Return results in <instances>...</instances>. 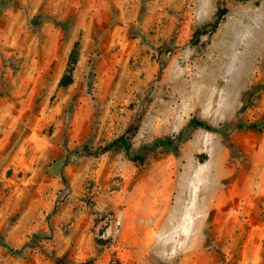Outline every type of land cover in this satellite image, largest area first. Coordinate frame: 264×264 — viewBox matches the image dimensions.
Instances as JSON below:
<instances>
[{
    "label": "rangeland",
    "instance_id": "rangeland-1",
    "mask_svg": "<svg viewBox=\"0 0 264 264\" xmlns=\"http://www.w3.org/2000/svg\"><path fill=\"white\" fill-rule=\"evenodd\" d=\"M121 136L143 164L67 159ZM0 241V264H264V0H0Z\"/></svg>",
    "mask_w": 264,
    "mask_h": 264
},
{
    "label": "trees",
    "instance_id": "trees-1",
    "mask_svg": "<svg viewBox=\"0 0 264 264\" xmlns=\"http://www.w3.org/2000/svg\"><path fill=\"white\" fill-rule=\"evenodd\" d=\"M217 24H218V18L211 25L213 30L216 28ZM78 46H79V44L75 43L74 48L70 54L68 68L66 70V73L63 75V77L61 78V80L59 82L60 88H65V87L72 84V72H73L74 66L76 65L77 60H78ZM252 127L260 129L259 125H253ZM189 129H192V130L204 129L206 131H213V129L209 125H207L205 122H202V121H199L196 119L190 120V122L187 126V130H189ZM187 130L182 132L177 137V139L182 140L186 136ZM152 147L154 149H164V150L171 151L174 148V142L170 138L156 139L153 141ZM113 149L122 150L124 152L125 156L134 163H138V164L144 163V158L142 156L136 154L133 151V149L131 148V146L128 144L127 136H121V137L113 140L111 143L104 146L103 148H99L97 150H93L89 144L84 143V144L80 145L79 147L69 151L67 154V159H69L70 156H73V157L97 156V155H101L104 153H108L109 151H111ZM0 245H3V242L0 241Z\"/></svg>",
    "mask_w": 264,
    "mask_h": 264
}]
</instances>
